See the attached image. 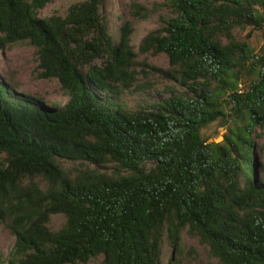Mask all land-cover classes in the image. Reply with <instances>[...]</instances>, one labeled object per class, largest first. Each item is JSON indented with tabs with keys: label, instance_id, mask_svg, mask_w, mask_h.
<instances>
[{
	"label": "trees",
	"instance_id": "trees-1",
	"mask_svg": "<svg viewBox=\"0 0 264 264\" xmlns=\"http://www.w3.org/2000/svg\"><path fill=\"white\" fill-rule=\"evenodd\" d=\"M54 1L0 0V48L30 43L38 78L68 97L0 78V223L15 237L0 264H172L184 234L217 264H264V45L250 46L264 0L157 1L138 50L130 22L111 34L105 0L41 16Z\"/></svg>",
	"mask_w": 264,
	"mask_h": 264
},
{
	"label": "rangeland",
	"instance_id": "rangeland-1",
	"mask_svg": "<svg viewBox=\"0 0 264 264\" xmlns=\"http://www.w3.org/2000/svg\"><path fill=\"white\" fill-rule=\"evenodd\" d=\"M79 0H55L49 4L41 13V16H47L54 12L64 13L67 7ZM160 0H105L102 11L108 22L109 29L113 37L120 38L121 26L130 22L132 32L130 34L131 45L137 50L142 38L152 30L156 25L160 12L157 11L155 2ZM140 4L145 9H138L134 4ZM251 49L258 50L264 45V30H254L251 35ZM148 61L159 66L167 67V57L165 54L152 56L143 55ZM38 59L34 47L28 42H18L5 48H0V78L6 83L15 86L17 91L24 92L34 97L41 98L49 104L65 103L67 96L63 92L60 82L55 79L38 78ZM153 82L158 90L163 92L169 82L164 79L153 77ZM260 131V130H259ZM226 129L219 122L212 123L204 129L209 141H221ZM256 149L258 161L264 164V153L259 145L264 143V136L257 140ZM258 179H264V171L260 164L256 167ZM64 222L62 214L54 215L50 225L59 229ZM15 243V237L8 229L0 223V254L4 257L8 255ZM162 260L170 263L172 248L164 242L162 244ZM176 259L172 264H217V262L208 256L207 250L196 237L184 234L181 254H176ZM99 260L89 261L87 264H98Z\"/></svg>",
	"mask_w": 264,
	"mask_h": 264
}]
</instances>
